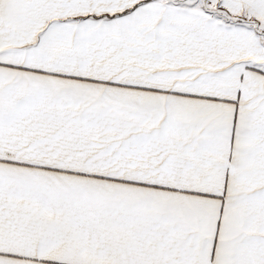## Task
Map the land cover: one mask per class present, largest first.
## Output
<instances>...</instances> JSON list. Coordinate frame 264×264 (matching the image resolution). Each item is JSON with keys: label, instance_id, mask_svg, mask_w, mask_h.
<instances>
[{"label": "snow or ice", "instance_id": "snow-or-ice-1", "mask_svg": "<svg viewBox=\"0 0 264 264\" xmlns=\"http://www.w3.org/2000/svg\"><path fill=\"white\" fill-rule=\"evenodd\" d=\"M0 264H264V0H0Z\"/></svg>", "mask_w": 264, "mask_h": 264}]
</instances>
